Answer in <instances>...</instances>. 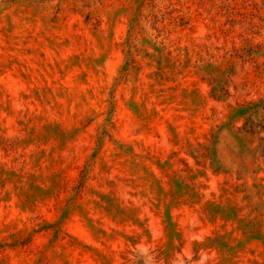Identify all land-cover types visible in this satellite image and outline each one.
<instances>
[{"label": "rangeland", "instance_id": "obj_1", "mask_svg": "<svg viewBox=\"0 0 264 264\" xmlns=\"http://www.w3.org/2000/svg\"><path fill=\"white\" fill-rule=\"evenodd\" d=\"M0 264H264V0H0Z\"/></svg>", "mask_w": 264, "mask_h": 264}]
</instances>
